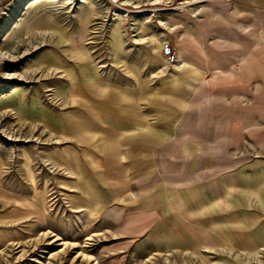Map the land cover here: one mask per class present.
I'll return each instance as SVG.
<instances>
[{
  "label": "rangeland",
  "instance_id": "rangeland-1",
  "mask_svg": "<svg viewBox=\"0 0 264 264\" xmlns=\"http://www.w3.org/2000/svg\"><path fill=\"white\" fill-rule=\"evenodd\" d=\"M263 3L23 0L0 36V52L17 39L0 60V264H264ZM164 41L186 57L167 64ZM115 120L159 131L152 170ZM174 184L191 192L178 207Z\"/></svg>",
  "mask_w": 264,
  "mask_h": 264
},
{
  "label": "crops",
  "instance_id": "crops-1",
  "mask_svg": "<svg viewBox=\"0 0 264 264\" xmlns=\"http://www.w3.org/2000/svg\"><path fill=\"white\" fill-rule=\"evenodd\" d=\"M261 4V3H260ZM264 4V3H263ZM234 8V7H233ZM236 8V7H235ZM238 8V7H237ZM233 18L234 17H231V20H232V27L233 26H237V27H239V24L237 23V21L234 23V20H233ZM223 20H225V19H223ZM227 20V22H228V19H226ZM177 23H179L178 22V20H176V19H174V21H173V28H175L176 27V25H177ZM235 25H234V24ZM231 36H232V38H231V40L232 41H234V40H238L239 39V34L238 33H236V34H231ZM234 36H236V39H234ZM183 37H184V34H181V39H183ZM182 46H177V49L175 50L176 51V54H177V58H180L181 60L184 58V57H186V54H185V51H184V49H182L181 48ZM110 119V118H109ZM109 126H111L110 127V131H112L113 132V134L114 135H111V136H120L121 138H126V139H130V138H135V139H141V140H138V141H136V142H134V144H139L140 146H142L143 147V145L144 146H147L148 145V149H149V151H147V153H146V156H145V154H141V160H142V163H143V165H144V168H146L147 170H152V168L154 167V165H153V161L156 159L157 160V158H155V156H156V154H154V152H153V150L151 151V148L156 144L153 140H150V142H146L145 141V143H144V139L146 138V139H154V138H159L160 137V134H159V131H155L154 129H149V130H147V131H144V132H142V131H137V130H134V129H131V128H123L122 129V124L121 123H118V120H115L114 121V124H112V123H110L109 122ZM114 130H116V131H118V130H120V132H119V134H115L114 133ZM109 131V132H110ZM127 143H133V142H127ZM147 143V144H146ZM146 144V145H145ZM144 148V147H143ZM146 164V165H145ZM156 168V167H155ZM113 179H115V178H113ZM115 184H117V182L115 181L114 182ZM114 185L112 182L110 183V182H108V185ZM181 186V185H180ZM185 187V186H184ZM171 189H173L174 191V195L172 196V195H169V197H168V199H167V201H169V200H173L174 201V203H175V205L178 207V203H183L184 202V200H186L185 199V197L186 198H188L187 200H189V199H191V195H189L191 192L190 191H185L184 192V194L182 195V197L180 198L181 200H177V198L176 197H178V196H180L181 195V193H177V192H179L180 190L178 189V187L176 188V184H174L172 187H171ZM118 190H121V189H118ZM114 191L116 192L117 191V189L116 188H114ZM175 191H176V193H175ZM206 197H207V195H206ZM170 198V199H169ZM111 199V198H110ZM186 200V201H187ZM166 201V202H167ZM205 208V207H204ZM203 208V209H204Z\"/></svg>",
  "mask_w": 264,
  "mask_h": 264
},
{
  "label": "bare ground",
  "instance_id": "bare-ground-1",
  "mask_svg": "<svg viewBox=\"0 0 264 264\" xmlns=\"http://www.w3.org/2000/svg\"><path fill=\"white\" fill-rule=\"evenodd\" d=\"M121 1H123V0H121ZM187 1H198V0H187ZM21 2H23V0H16L15 2H14V5L12 6V8H18L19 7V4L21 3ZM59 8V7H58ZM14 9H9L8 11V17L6 18V16H5V18H4V23H1L0 24V36H1V34L3 33V31L4 30H6L8 27L7 26H9L10 24H12V23H14V20L12 19V17H11V14L12 13H14ZM200 11V9L199 8H196V9H194L193 10V12H192V15L194 16V15H196L198 12ZM122 13L123 14H125V11L124 10H122ZM26 16V15H25ZM23 20V19H22ZM16 26V25H15ZM17 27V26H16ZM170 30H172V28H169ZM14 30V29H13ZM21 34V33H20ZM21 38H23V36L21 37ZM16 44H17V39L15 38V41L13 42V44L11 45V47L8 49V50H4V51H6V52H0V60L1 59H4V60H12V59H14L15 58V54H14V50H15V48H16ZM184 65H187V62H183L182 64H180L179 66H174V69L175 70H177V71H180L181 69H182V67L184 66ZM52 72H55V73H61L62 71H60V70H58V68H56V67H54V68H50L49 69V71L47 72V74L45 75V76H48L49 74H51ZM3 75H5V76H9V75H12V74H3ZM97 73L96 72H94V71H89V72H87V71H84V73H83V81H84V83L86 84V86H88V88L86 87V89L87 90H89V91H91V92H93V90L95 89V87L97 86V85H99L97 82ZM21 76H23V78H25V77H27V78H29V77H31L30 76V74H26V73H24V74H22ZM20 76V77H21ZM59 78H62V75H60L59 76ZM69 86H70V88H69V91H70V93L73 95V96H81V95H84L83 93V91H81V90H76L75 89V87L76 86H78V82H76V79L75 78H70L69 79ZM104 113V112H103ZM106 113V112H105ZM107 114H102V120L103 119H105L106 117H108V116H106ZM99 116V115H98ZM74 119V118H73ZM77 120V119H76ZM79 120V119H78ZM83 122H84V120H83ZM75 123V122H74ZM82 124V123H81ZM84 125V124H83ZM89 127V126H88ZM90 128V127H89ZM62 138L61 137H59V138H56V141H59V140H61ZM65 173H67L66 171H64ZM260 205L262 206L263 205V203H260ZM62 245H66L67 244V242H62L61 243ZM73 244H75V243H73ZM62 250H64V248H61V250L60 251H62ZM84 255V257L85 258H92L91 256H89V255H86V254H83Z\"/></svg>",
  "mask_w": 264,
  "mask_h": 264
},
{
  "label": "built area",
  "instance_id": "built-area-1",
  "mask_svg": "<svg viewBox=\"0 0 264 264\" xmlns=\"http://www.w3.org/2000/svg\"><path fill=\"white\" fill-rule=\"evenodd\" d=\"M162 54L167 64H174L177 61L175 51L173 50L169 42L164 41L162 43Z\"/></svg>",
  "mask_w": 264,
  "mask_h": 264
}]
</instances>
